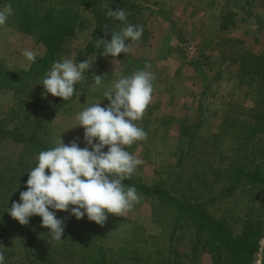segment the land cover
<instances>
[{
    "label": "rangeland",
    "instance_id": "374dc122",
    "mask_svg": "<svg viewBox=\"0 0 264 264\" xmlns=\"http://www.w3.org/2000/svg\"><path fill=\"white\" fill-rule=\"evenodd\" d=\"M133 1L138 7H143V11L132 14L128 24L143 25L144 31L140 41H126L130 48L127 55L121 53L115 58L100 59L96 53H88L86 44L91 34L86 29L72 37L61 52L62 60L71 58L76 64L85 59H95L92 67L85 72L77 98L59 106L56 97L50 93L45 96V89L37 83L29 92L24 91L19 83L11 89H0L1 116L12 120L9 125L12 129L18 128L27 136L36 133L39 139L55 146L61 134L65 144L79 138L77 143L83 148L86 146L84 129L76 126V114L99 101L102 107L106 106L110 102L104 98L103 92L109 86L122 76H130L137 70L145 69L155 75L154 92L143 119L137 121L138 126L147 132V140L137 141L127 149L142 160L131 178L147 185H156L174 176L172 181L181 194L191 197L190 191L194 188V196L207 195L212 189L201 184V176L197 172H207L214 158L220 160L214 155V134L222 132L224 128L230 131L241 128V121L252 122L249 116L247 119L245 112L255 103L248 97L239 99L244 90L235 75L237 67L234 60L236 55L262 50L264 30L259 19L264 17V0ZM104 6L101 3L99 8ZM231 11L236 13L233 17L235 24L222 28L224 19H219V16ZM92 14L93 10L89 7L83 10V16L87 19ZM25 49L37 52V56L44 52V46L34 36L13 27L0 26V53L7 59L10 68L21 77L26 75L25 70L32 63L23 56ZM93 75L103 76L101 85H95ZM233 101L240 104L242 112L236 124L227 120L228 114H233L229 112ZM198 123L200 127H197ZM186 127L191 133L195 130L198 133L188 143L187 149L190 145L191 149L184 166L175 168L178 150L184 140L180 139V134ZM215 146L225 155L231 143L225 137L220 147L218 144ZM203 149L206 150L202 152ZM103 150L107 151V146ZM35 157L36 154H32L26 142L9 138L0 141L1 169L15 166L16 160L21 158L31 163ZM140 196V203L123 216L108 214L104 226L94 222L102 242L109 249H124L140 239L146 245L156 239L165 240L162 237L170 217L167 214L166 217L158 215L163 212L158 210L159 204ZM242 211L241 203L238 202L234 213L241 216ZM222 214L217 212V217ZM11 222L20 233L18 221L12 218ZM237 223L240 229L241 223ZM191 235L190 229L180 230L181 249L188 245ZM61 238L59 242L64 243L65 239ZM50 240L58 242L52 238ZM152 245L150 249L155 251L163 248L156 242ZM208 250L205 244L198 248L196 264H213ZM223 256L227 258V253L224 252ZM263 258L264 238L253 263L262 264ZM151 260L154 258L151 257Z\"/></svg>",
    "mask_w": 264,
    "mask_h": 264
},
{
    "label": "trees",
    "instance_id": "16d2710c",
    "mask_svg": "<svg viewBox=\"0 0 264 264\" xmlns=\"http://www.w3.org/2000/svg\"><path fill=\"white\" fill-rule=\"evenodd\" d=\"M101 3L105 4L103 8H99ZM6 4H11L14 10L6 26L34 36L44 46L43 54L37 56L22 77L10 68L0 53V89H11L20 83L27 92L36 87L35 83L44 88L40 83L53 62L62 61L61 52L71 38L86 29L91 34L86 44L87 52L96 53L100 59L111 58L100 54L103 48H96L97 40H110L111 31L119 32L131 21L132 14L143 11V7H138L133 0H0V8ZM87 7L93 10L89 19L83 16ZM109 9L125 10L127 20L107 17ZM235 14L231 11L219 16V19H224L222 28L235 24ZM259 22L264 30V17ZM105 25L109 29L107 32L103 29ZM234 62L237 67L235 75L244 90L239 99L244 96L255 103L245 112L252 122L241 121V128L232 131L224 128L214 134V155L220 160L214 158L207 172H197L201 176V184L212 190L207 195L194 196L193 188L191 197L183 195L175 188L174 176L156 185H147L133 178L124 181L126 186H134L140 195L159 204L158 210L163 212L158 215L170 217L162 237L165 240L156 239L152 243L163 247L158 251L150 249L153 245L150 242L146 245L143 239L128 244L124 249H109L102 242L94 221H90L86 214L77 220L70 211L50 209L65 222L64 243L50 240V229L42 227L39 215L30 217L27 225L18 222L21 227L18 233L7 210L13 201L21 202L20 192L27 190L28 171L36 166L38 154L54 146L39 139L36 133L27 136L18 128L12 129L9 126L12 120L0 113V141L9 138L26 142L32 154H36L31 163L21 158L16 160L15 166L0 167V252L4 253L5 264H196V253L202 244L209 247L213 264H254L264 238V44L259 52L236 55ZM82 85L80 82L75 86L76 92L67 101L56 97L58 105L76 99ZM239 107L238 102L231 103L229 112L233 114H228V121L236 124L242 115ZM197 133L196 130L191 133L186 127L180 134V139L184 140L178 150L175 168L184 166L191 149V145L187 149L188 143L196 138ZM225 137L231 146L224 155L215 144L220 147ZM205 145L208 146L207 143ZM238 202L243 209L241 216L234 213ZM217 212L223 214L217 217ZM237 222L241 223L240 229ZM185 228L192 230V235L188 245L181 249L180 230ZM224 252L227 258L223 256Z\"/></svg>",
    "mask_w": 264,
    "mask_h": 264
},
{
    "label": "clouds",
    "instance_id": "9594fccd",
    "mask_svg": "<svg viewBox=\"0 0 264 264\" xmlns=\"http://www.w3.org/2000/svg\"><path fill=\"white\" fill-rule=\"evenodd\" d=\"M13 14L11 4L0 8V26H5ZM127 15L123 9L106 12L107 17L119 21H126ZM103 29L109 30L107 25ZM143 31V25L127 24L119 32L111 31L110 40L98 39L96 48L102 46L100 54L105 57L127 55L130 48L126 40L140 41ZM22 54L32 63L38 55L30 49ZM94 60L85 59L76 64L71 58H64L53 62L40 83L44 95L50 93L64 101L71 99L75 86L85 79V72ZM93 76L95 85H101L103 76ZM154 80V73L145 69L122 76L103 92L109 104L102 107L99 101L79 111L76 126L83 127L86 146H79V138L65 144L60 134L54 147L41 151L36 166L28 171L27 190L20 192L21 202L13 201L7 210L10 216L27 225L30 217L39 215L42 227L49 228L51 238L59 242L66 225L50 209L70 211L77 220L86 214L90 221L104 226L108 214L123 216L140 203L136 188L126 186L124 181L135 174L142 160L127 149L137 141L147 140V132L137 121L143 119L152 102ZM105 146L107 151L103 150ZM0 264H5L3 252H0Z\"/></svg>",
    "mask_w": 264,
    "mask_h": 264
}]
</instances>
